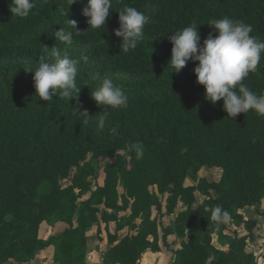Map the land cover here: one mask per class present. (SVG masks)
I'll return each mask as SVG.
<instances>
[{
	"label": "trees",
	"instance_id": "1",
	"mask_svg": "<svg viewBox=\"0 0 264 264\" xmlns=\"http://www.w3.org/2000/svg\"><path fill=\"white\" fill-rule=\"evenodd\" d=\"M10 3L0 0V264L29 263L49 247L54 264H87L86 234L96 227L101 240V226L108 249L100 264H137L143 252L159 251L162 210L170 214L178 203L183 210L161 237L164 246L168 236L182 240L172 264H258L248 251L258 224L240 211L259 209L264 200V116L250 111L231 119L222 100L208 102L195 63L174 72L169 36L196 24L203 45L216 35L209 20L229 17L250 24L264 42V0H113L105 28L89 30L82 14L88 0H35L26 18L12 15ZM125 6L150 17L128 52L114 35ZM72 20L85 32L55 39V30L69 29ZM52 47L61 53L80 47L100 70L128 78L113 79L128 106L105 107L103 130L96 118L103 109L91 99L101 81L85 71L78 68V101L36 96L29 72L36 66L20 61L52 54ZM243 83L264 93V55ZM78 103L88 111L87 124L71 109ZM136 141L144 145L141 158L126 151ZM203 168L219 169V179L200 177ZM188 179L195 186H186ZM217 205L230 213L229 222L211 219ZM43 224L64 228L45 240ZM213 236L227 252L213 246Z\"/></svg>",
	"mask_w": 264,
	"mask_h": 264
},
{
	"label": "clouds",
	"instance_id": "2",
	"mask_svg": "<svg viewBox=\"0 0 264 264\" xmlns=\"http://www.w3.org/2000/svg\"><path fill=\"white\" fill-rule=\"evenodd\" d=\"M79 0H70V5ZM9 10L18 18H26L36 7L35 0H11ZM113 0H88L83 9V16L87 18L88 30L105 28L106 21L110 17ZM118 13V29L114 35L120 38L121 51L134 50L139 40L143 37L145 26L150 17L135 7L125 6ZM66 14V13H65ZM69 29L55 30V39L71 41L74 35L83 32L77 28V22L68 21ZM208 26L216 33H209L200 46L201 36L196 24H190L183 30L169 36L172 44L170 65L179 73L189 61L196 64L193 72L197 78V84L205 89V99L212 105L223 101V110L229 118H235L239 114L250 111L264 116V94L252 91L243 81L250 73L257 71L262 55H264V42L252 35L253 27L240 20L222 17L209 20ZM53 60L51 62H39L33 72L34 88L36 96L42 101H53V97L59 99L77 100L81 87L77 86L78 61L70 58L66 53L62 54L58 48L51 49ZM198 62V63H197ZM91 99L103 111L96 115L97 127L103 130L108 122L110 112L104 110L122 109L128 106V96L111 78L105 77L99 86L91 92ZM82 105L72 108L74 114L85 118L88 123L90 116L86 109L81 110ZM110 132L116 134V128H110ZM126 151L134 152L137 158L144 153V145L136 141L127 145ZM211 219L217 224L227 223L231 220L230 213L221 205L214 207Z\"/></svg>",
	"mask_w": 264,
	"mask_h": 264
},
{
	"label": "crops",
	"instance_id": "3",
	"mask_svg": "<svg viewBox=\"0 0 264 264\" xmlns=\"http://www.w3.org/2000/svg\"><path fill=\"white\" fill-rule=\"evenodd\" d=\"M201 202V201H200ZM200 202L196 203L199 204ZM183 210L180 203L176 205V208L170 214H165V210H162L163 217L160 219V226L158 229L159 238V251L152 252L147 250L143 252L137 264H172L174 260L173 251L180 248L181 239H177L175 236H168L166 239V246L162 244V229L173 228L176 215ZM240 214L244 219L255 220L258 224V229L255 232V239L253 240L256 245H263L264 247V216H258L256 207H245L240 211ZM88 241L89 251L87 253V264H100L102 258L106 254L108 246L106 244V235L101 226V240L97 238V228L93 227L86 234ZM214 237V236H213ZM212 237V244L215 248L227 252L228 246L223 242L219 241L216 237ZM252 241V242H253ZM251 243V242H249ZM248 243V244H249ZM256 256V255H255ZM264 257V253H263ZM53 248L49 247L39 254L29 263L26 264H54L53 263ZM257 258V257H256ZM259 264V259H258Z\"/></svg>",
	"mask_w": 264,
	"mask_h": 264
},
{
	"label": "rangeland",
	"instance_id": "4",
	"mask_svg": "<svg viewBox=\"0 0 264 264\" xmlns=\"http://www.w3.org/2000/svg\"><path fill=\"white\" fill-rule=\"evenodd\" d=\"M200 46H202L201 43H200ZM65 53L70 58L76 59L79 62L77 67L81 71H85L86 73H88L89 76L92 77L94 80L102 81L105 77L111 78L112 80L113 79H124V80L128 79L125 76H123L119 73H116V72L107 71V70H100L98 68L99 65L95 61L86 57L84 50L80 47L76 48L74 51L62 52V54H65ZM53 59L54 58H53L52 54H49V55H46V56H43V57H40V58H37L34 60H21L20 62H22L25 65V67L27 69H29L30 67L36 66L37 64H39V62H44V61L51 62ZM190 62L191 61H189V63ZM103 165H104L103 160L102 161L100 160L96 164L98 183H101L102 178H103V173H102ZM199 176L206 178L208 181H217L219 179V176H220V170L219 169L203 168V169H201ZM61 184H62V186H65V185H67V182L64 181ZM185 185L186 186H195V183L188 179L185 181ZM86 197L87 196H85L84 198H86ZM195 197H196L197 203L202 200V197L197 192L195 193ZM163 206H164V204H163ZM257 214H258V216H262V217L264 216V200L260 204L259 209H257ZM63 228L64 227L62 225H55V226L51 227L47 224H43L40 227L39 236L46 240L47 238H49V236H51L53 234L60 233ZM230 229H231V226L229 227L227 234L229 233ZM240 233L243 234V231H241ZM213 238L215 239V237H213ZM254 243L255 242L253 241V242L248 244V251L252 252L254 255H256L255 257H257L256 258L257 262L259 259V264H264V257H263L264 247H263V245L259 246V245H256Z\"/></svg>",
	"mask_w": 264,
	"mask_h": 264
}]
</instances>
